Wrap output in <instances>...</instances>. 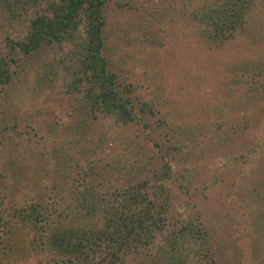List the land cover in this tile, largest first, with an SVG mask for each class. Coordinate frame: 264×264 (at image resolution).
Wrapping results in <instances>:
<instances>
[{"label": "rangeland", "instance_id": "374dc122", "mask_svg": "<svg viewBox=\"0 0 264 264\" xmlns=\"http://www.w3.org/2000/svg\"><path fill=\"white\" fill-rule=\"evenodd\" d=\"M192 7L191 0H108L106 55L154 112L144 114L145 123L127 125L99 114L93 134L102 140L87 158L76 152L81 149L66 129L77 96L67 92V75L56 77L64 56L48 50L47 56L16 63L11 82L0 79V139L3 119L14 122L20 113L23 118L13 130L15 140L5 134L4 141L15 149L6 154L0 147V166L9 173L17 158L30 172L38 169L35 180L52 194L68 154L81 168L98 159L108 191L120 189L129 176L142 179L140 167L153 177L154 169L163 170L169 162L172 173L165 183L172 189L175 221L191 228L199 223L209 234L205 245L192 230L185 232L192 239L191 257L206 260L209 247V264H264V0L253 9L254 35L239 33L219 48L201 41L202 32L189 18ZM2 21L0 55L8 57L4 41L10 29ZM119 162L126 165L123 175ZM40 192L19 190V205ZM161 238L157 244L165 243ZM26 254L22 259L19 254L15 264H46L47 255L40 260L35 251ZM128 261L141 264L148 255ZM0 264L12 262L1 256Z\"/></svg>", "mask_w": 264, "mask_h": 264}, {"label": "trees", "instance_id": "16d2710c", "mask_svg": "<svg viewBox=\"0 0 264 264\" xmlns=\"http://www.w3.org/2000/svg\"><path fill=\"white\" fill-rule=\"evenodd\" d=\"M257 1L202 0L193 4L191 0L189 18L202 32L200 38L205 45L225 47L239 33L254 35L251 22ZM107 3L108 0H0L1 20L10 29L4 41L8 57L0 55L1 81L11 82L20 60L47 56L44 54L48 50L62 54L61 72L56 77L67 75V92L77 96L66 129L76 140L72 143L81 149L76 152L86 158L93 156L94 144L102 140L93 134L99 114L127 125L145 123L144 114L154 112L136 95V87L120 78L106 55ZM14 118V122L1 121L4 135L0 147L6 154L15 147L4 141L5 134L15 140L13 130L23 115ZM94 152L98 154L97 149ZM129 152L137 156L142 167L147 166L142 156ZM65 156L63 168H56L60 173L54 178L52 194L43 190L38 178L35 180L33 175L39 173L38 169L30 172L27 165L23 167L13 157L11 172L3 174L0 166V258L15 264L19 254H23L22 259L29 250L35 251L40 260L47 255L46 264H130L129 257L139 259L142 255H148V261L141 264H209V247L204 251L206 260H194L187 250L192 239L185 235L192 230L206 245L208 232L199 223L191 228L180 227L175 221L172 189L165 183L172 173L169 162L163 170L154 169L153 177L146 173L147 167H140L142 179L129 176L120 189L108 191L96 167L98 159L93 166L81 168L74 157ZM120 163L119 173L123 175L126 165L121 167ZM111 165L104 164L109 173L114 172ZM24 188L41 192L32 195L27 205H19L17 193ZM160 236L165 243L157 244Z\"/></svg>", "mask_w": 264, "mask_h": 264}]
</instances>
